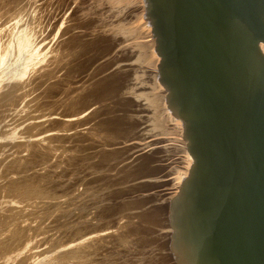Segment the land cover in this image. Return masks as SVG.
<instances>
[{
	"label": "rangeland",
	"instance_id": "1",
	"mask_svg": "<svg viewBox=\"0 0 264 264\" xmlns=\"http://www.w3.org/2000/svg\"><path fill=\"white\" fill-rule=\"evenodd\" d=\"M119 1L0 0V264H176L169 249L166 209L180 184L174 172L181 152L174 149V141L168 143L174 155L169 162L153 164L161 173L151 178L118 174L124 166L131 167L129 160L102 159L133 145L143 148L142 156L166 147L161 142L144 149L161 140L156 136L139 141L152 133L148 124L137 128L141 137L122 145H113L111 127L99 124L113 116L144 119L150 109L138 101L164 94L149 87L155 71L148 60L114 64L124 49L145 47L152 35L144 24L141 0ZM138 15L141 24L133 26ZM101 27L112 30L98 47L111 45L107 56L78 77L65 78L69 67L93 56L91 48V53L75 58L78 32L91 34ZM122 37L130 39L117 43ZM110 58L114 66L89 80ZM131 67L144 74L141 86ZM120 75H126L120 88L102 98L105 85L100 81ZM53 82L57 85L51 88ZM137 88L149 98L138 95ZM85 89L92 92L89 106L83 104ZM52 90L56 94L46 103ZM51 109L57 113L50 114ZM92 109L100 111L95 120L89 114ZM79 111L81 119L65 122ZM126 132L121 128L116 133Z\"/></svg>",
	"mask_w": 264,
	"mask_h": 264
},
{
	"label": "water",
	"instance_id": "2",
	"mask_svg": "<svg viewBox=\"0 0 264 264\" xmlns=\"http://www.w3.org/2000/svg\"><path fill=\"white\" fill-rule=\"evenodd\" d=\"M190 164L167 204L176 264H264V0H143Z\"/></svg>",
	"mask_w": 264,
	"mask_h": 264
},
{
	"label": "bare ground",
	"instance_id": "3",
	"mask_svg": "<svg viewBox=\"0 0 264 264\" xmlns=\"http://www.w3.org/2000/svg\"><path fill=\"white\" fill-rule=\"evenodd\" d=\"M31 1V0H30ZM119 1V0H118ZM122 1H125V0H122ZM122 1H119V3H121ZM43 2V1H42ZM141 2L144 4L143 0H141ZM81 3V2H80ZM118 3V4H119ZM139 3V2H138ZM111 4V3H110ZM113 4V3H112ZM137 4V3H136ZM140 4V3H139ZM37 5V4H36ZM56 5V4H55ZM86 5V4H85ZM121 5V4H120ZM138 5V4H137ZM145 5V4H144ZM123 6V4H122ZM59 7V6H58ZM105 7V6H104ZM120 7V6H119ZM141 7V6H140ZM61 8V7H60ZM117 8V7H116ZM144 9V8H143ZM29 10V9H28ZM68 10V9H67ZM145 10V9H144ZM20 11V10H19ZM47 11V10H46ZM100 11V10H99ZM26 12V11H25ZM106 13V12H105ZM145 15H144V18L146 19V12H144ZM69 14V13H68ZM74 15V14H73ZM62 16V15H61ZM96 16V15H95ZM15 17V16H14ZM142 17H143V14H142ZM142 17L138 15V17L136 18V20L134 21L133 23V26H135L136 24L137 25H140L141 24V21H142ZM43 18V16H42ZM14 19V18H13ZM72 19V18H71ZM31 21V20H30ZM76 21V20H75ZM80 21V20H78ZM144 21V20H143ZM146 22L144 23L147 28L150 30V27H149V23H148V19L145 20ZM50 22V21H49ZM74 22V21H73ZM39 23V22H38ZM67 23V22H66ZM83 23V22H82ZM81 23V24H82ZM88 23V22H87ZM34 24V22H33ZM91 24V23H89ZM87 24V25H89ZM30 25V23H29ZM38 25V24H37ZM72 25V24H71ZM42 26V25H41ZM132 26V25H131ZM51 27V26H50ZM88 27V26H87ZM100 27V26H99ZM98 27V28H99ZM80 28H84L83 26H80ZM96 28V27H95ZM6 29V28H5ZM88 29V28H87ZM69 30V29H68ZM82 30V29H81ZM15 31V30H14ZM21 31V30H20ZM42 31V30H41ZM78 31V30H77ZM111 29H108L106 30V28L104 27H101L100 29H97V31L93 32V33H89V31H85L82 30V32H78L79 35L81 36V39L79 40V44L77 45V47L79 48V50L77 51V55L75 58H79V57H82L85 55V53L88 51L90 52L89 50H91L92 48V52H93V56H90L88 57L86 60H84L82 63H76L74 67H69L67 72H66V77H71L72 79L75 78V77H78L79 75H81V73L87 69L88 67H90L93 63H95L96 61L100 60V59H103L104 56L107 54L108 50L110 49V46L111 45H108L106 47H101V48H98L99 47V43L102 44V42H104V38L107 37L108 33L110 34L111 33ZM127 31V30H126ZM150 32V31H148ZM33 33V32H32ZM31 33V34H32ZM40 33V32H39ZM5 34V33H4ZM17 34V33H16ZM74 34V33H73ZM90 34V35H89ZM126 34V33H125ZM39 35V34H38ZM88 35V37H87ZM137 35V38H139L140 34L139 32L136 34ZM146 35V34H145ZM42 36V35H41ZM62 36V35H61ZM128 36V35H127ZM126 36V37H127ZM135 37V36H134ZM142 37V36H141ZM68 38V37H67ZM71 38V37H70ZM143 38V37H142ZM149 38L151 39L150 42H148L146 44L145 47H136L137 50H135V47L133 46V50L130 51V49H124V51H126V53H123L124 51L121 52V56L119 57L118 55V59L114 61V64H116L115 62L117 61H120L121 63L124 61V60H127V62L129 60H132V62L130 63H133V62H136L139 64L142 63V61L145 59L149 61V64H150V69L153 68V70L155 71V74L154 76H152L150 78V81H151V89H158V90H163L164 94L162 95H159V97H152V98H149L147 96H145V94L143 93V88H142V91L139 90L138 88L136 89L138 93V95H144L146 98H149V99H143V100H139L138 102L143 106V105H147V108L150 109L149 111L147 112H150L147 114V116L144 117V119L142 118H133V117H120V116H113L110 120H107L106 122H100L99 121V124H107V126L111 127L110 130L111 132H109V135H112V138H113V141L115 140L116 143L113 144V145H117V144H124L126 141H131L135 138H139L142 136V134H139L141 130H137V128H139L140 126L142 125H146L148 124L150 128L153 129L152 133H149L150 136H148L147 138H140L139 141H144V140H148V138L150 139V137H160L161 140H158L157 142H153V143H147V145L144 147L145 148H148L152 145H155L157 143H161V142H166V144H164V147L165 149L164 150H158V151H153L150 155H140V151H142L143 148H138L137 149V146L136 145H133L132 147L130 148H126V149H121V150H113V151H110L108 153L105 154V156L102 158H108V159H111L112 161H117L119 163H122V161H128L130 162L129 165H131V167H129L128 165L124 166L122 168V170H120L118 172V174H122V173H129V174H132L133 176L137 177L138 179L139 178H145V177H153L154 175H157L159 172H160V168L158 167H155L153 166V164L155 163H158L160 162L162 159L165 161L171 159L170 157V154L171 155H174V151L176 150L177 152H181V155H179V159L180 161L176 162L177 165L176 166V170H175V167L173 170H175V174H177L176 178L178 179V181L180 182L182 180L183 177H185L186 173H187V170H188V167H189V164H190V159L186 153V150H185V146H184V141L182 140L181 136H182V126H181V123L178 119L174 118L172 116V114L170 113V110L168 109L166 103H165V90L163 89L162 85L159 83L158 81V73H157V64H158V57L155 53V49H154V38L151 36H149ZM60 39V38H59ZM104 39V40H103ZM126 39V40H129L130 38H119L117 41V43L121 44L123 42V40ZM74 40V38H73ZM125 40V41H126ZM12 41V40H11ZM139 41V40H138ZM43 42V41H42ZM54 42V41H53ZM71 42V41H70ZM73 42V41H72ZM76 42V41H75ZM127 42V41H126ZM16 43V42H15ZM39 43V42H38ZM77 43V42H76ZM135 43V41H134ZM68 44V42H67ZM72 44V43H71ZM100 44V45H101ZM39 45V44H37ZM10 46V45H9ZM69 47V46H68ZM59 48V47H58ZM65 48V47H64ZM261 51L262 53L264 54V47L261 46ZM72 50V49H71ZM51 51V50H50ZM48 52V51H47ZM87 52V53H88ZM52 53V52H51ZM91 53V52H90ZM133 53V54H132ZM107 56V55H106ZM32 58H33V55H32ZM80 59V58H79ZM77 60V59H76ZM26 61V60H25ZM113 62V59L111 60V58L109 60H107L105 63L101 64L100 66L96 67L93 71H92V74L91 76L89 77V80H92L94 78H96L97 76H100L103 72H105L107 69H109L110 67L114 66L112 64ZM145 63V62H144ZM59 66V65H58ZM82 66V67H81ZM120 68V67H118ZM118 68H116V71H118ZM156 69V70H155ZM131 70L134 71V75H132V77H136V83L139 84V86H141L140 84H142V76L144 74H137L136 72V69H133L131 67ZM153 71V72H154ZM88 75V74H87ZM131 75V74H130ZM126 77V75H120V76H114L112 78H110L111 80L108 79V77H104L102 81H100V85H105L104 87V90L105 92L104 95L102 93V98H104L105 96H107L111 91H114L116 89H119L120 86L123 81H124V78ZM53 79V77H52ZM56 79V78H55ZM80 79V78H79ZM129 80L130 79V76L128 77ZM47 80H50V79H47ZM128 80V81H129ZM77 81V80H76ZM54 83V84H53ZM52 85H51V88L53 86H56V82H53ZM14 84V83H13ZM16 84V83H15ZM15 84H14V87H15ZM51 84V83H50ZM39 88V87H38ZM48 88V87H47ZM50 88V87H49ZM54 89V88H53ZM150 89V90H151ZM48 90V89H47ZM55 90V89H54ZM52 90V91H48L46 96H45V101L47 103V98H53L55 96V91ZM151 92V91H149ZM153 93V91H152ZM83 96H84V100L83 101V104L85 103L86 105H90L92 104V100L91 99V96H92V92H91V89H85L83 90ZM154 94V93H153ZM152 94V95H153ZM117 94H113L111 96V98L115 97ZM150 95V94H149ZM154 96V95H153ZM140 97V96H139ZM143 97V96H142ZM82 98V96H81ZM83 99V98H82ZM107 100H110V99H103V101H107ZM79 102V101H78ZM81 103V101H80ZM98 103V102H97ZM81 104V105H83ZM125 104V103H124ZM78 105V104H77ZM80 105V106H81ZM84 105V106H86ZM97 105V104H96ZM51 106V105H50ZM78 106V107H80ZM83 106V107H84ZM103 106V104L101 105ZM101 106H98L96 107L95 109H100V111L102 110ZM56 108V107H55ZM82 108V107H81ZM80 108V109H81ZM87 108V107H86ZM89 109V108H87ZM86 109V110H87ZM99 110H94L92 109L89 114H91V120H95L99 117V113H100ZM50 114H56L57 113V109H51L49 110ZM62 113V111H61ZM84 113H87L86 111H84L82 114ZM59 114V113H58ZM64 116V114H62ZM77 115V117L75 116ZM85 115V114H84ZM87 117V116H86ZM66 118V117H65ZM82 116L80 114V111L74 115H72L71 117H68L66 118V121L67 123H70V122H73V121H76L78 119H81ZM84 118V116H83ZM89 119V118H88ZM87 119V120H88ZM88 124V122H87ZM84 125V124H82ZM81 124H78V126H82ZM57 128V127H55ZM65 128V127H64ZM62 128L60 129L65 131V129ZM123 129L125 131H127L126 133L124 134H121L119 135L118 133H116L119 129ZM134 128H136L135 130H133ZM60 135V133L58 134ZM154 140V139H153ZM157 140V139H155ZM174 141L175 143V147H174V151L172 148L169 147V144L170 143V146L173 145L171 144L172 142ZM151 148V147H150ZM180 154V153H179ZM161 155V156H160ZM176 156V155H175ZM77 157V156H76ZM173 158V157H172ZM74 161V160H73ZM79 161V160H78ZM103 161V160H102ZM167 161V162H169ZM166 162V163H167ZM102 163V162H101ZM160 164V163H159ZM94 170V169H93ZM163 172V171H162ZM161 173V172H160ZM164 173V172H163ZM125 176V175H124ZM127 177V176H125ZM129 179V178H128ZM104 200H106L104 198ZM163 207V206H162ZM165 207V205H164ZM167 207V206H166ZM167 209V208H166ZM161 213V212H160ZM157 216V215H156ZM156 218V217H155ZM158 218V217H157ZM160 219V217L158 218ZM162 222V221H161ZM166 222V221H165ZM162 224V223H161ZM160 225V224H159ZM166 225V224H165ZM167 227V226H166ZM169 227V225H168ZM106 232V231H105ZM142 252V251H140ZM113 258V257H112ZM142 260V259H141ZM153 260V259H152ZM112 261V260H110ZM149 261V260H148ZM114 262V261H113ZM144 262V260H143ZM142 262V263H143ZM128 263V262H127ZM148 263V262H147ZM146 263V264H147ZM129 264V263H128ZM144 264V263H143Z\"/></svg>",
	"mask_w": 264,
	"mask_h": 264
}]
</instances>
